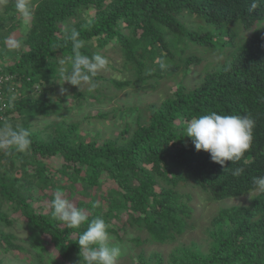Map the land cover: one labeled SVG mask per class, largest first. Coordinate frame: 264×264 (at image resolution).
<instances>
[{"label": "trees", "instance_id": "16d2710c", "mask_svg": "<svg viewBox=\"0 0 264 264\" xmlns=\"http://www.w3.org/2000/svg\"><path fill=\"white\" fill-rule=\"evenodd\" d=\"M256 2L250 11L253 0H29L32 15L23 17L15 0H0V124H21L32 139L26 152L0 153V253L26 251L29 264H79L77 241L87 224L72 229L53 218L57 190L89 222L102 217L117 241L131 228L147 235L132 239L138 246L173 243L191 228L195 207L185 188L197 187L210 207L251 197L216 206L204 246L179 243L167 256L141 249L130 264H264V194L252 193L253 177L264 176V0ZM72 29L82 54L117 49L123 68L151 87L180 67L186 73L203 54L218 58L195 86L179 83L111 139L84 136L78 122H54L50 133L31 130L30 116L55 109L49 89L62 81L60 60L73 54L66 39ZM104 79L118 89L131 84ZM213 111L255 121L240 161L221 166L185 135L193 117ZM237 168L244 170L238 177Z\"/></svg>", "mask_w": 264, "mask_h": 264}, {"label": "rangeland", "instance_id": "374dc122", "mask_svg": "<svg viewBox=\"0 0 264 264\" xmlns=\"http://www.w3.org/2000/svg\"><path fill=\"white\" fill-rule=\"evenodd\" d=\"M25 22L28 24L29 21L25 19ZM98 52L109 60L107 70L99 73L103 78L98 82V89L89 92L87 85L79 90L78 87L67 82L63 83V80L56 83L49 89L55 109L47 116H30L28 124H30L31 130L50 133L54 122H78L80 132L84 136L89 138L96 134L100 141L111 139L123 127L130 126L132 128L139 112L141 115L146 116L151 104L160 103L172 90H175L179 83L187 87L195 86L204 75V68L206 65L208 66V62L218 58L215 55L203 54L205 59L199 63H194L186 73L180 67L181 69L178 68L175 74L157 78V85L151 87L148 82L141 84L132 74V71L123 68V58L117 49L99 50ZM110 77L120 81L131 80V84L118 89L104 79ZM62 88L64 91H61ZM75 92L84 93L86 96L74 97L73 94ZM131 108L137 109L132 110ZM21 122L23 121L19 123ZM185 189L191 190L193 195L192 203L195 207L193 220L190 221L191 228H187L180 238L173 243L142 241L139 246L132 239L137 235H140L141 239H146L147 235L144 231L140 232L130 228L123 241H117L114 236L109 235V244L119 246L122 250V255L118 258L117 264H130L141 249H144L146 253L153 250L160 251L167 256L172 248L179 243L189 245L192 241H195L198 245L204 246L207 241L205 229L210 224V219L217 210L216 206L246 204L251 197L248 194L239 198H230L223 200L221 203L214 202L210 207L204 203L203 193L200 188L188 187ZM252 193L255 194V191H252ZM13 214L11 213V215ZM16 233L20 238H27V234L22 229H18ZM22 244L25 245L24 243ZM28 256L29 253L26 251L17 252L11 250L6 254L0 253V261L2 264H29L26 258Z\"/></svg>", "mask_w": 264, "mask_h": 264}, {"label": "clouds", "instance_id": "9594fccd", "mask_svg": "<svg viewBox=\"0 0 264 264\" xmlns=\"http://www.w3.org/2000/svg\"><path fill=\"white\" fill-rule=\"evenodd\" d=\"M258 7L253 0L250 11ZM15 8L23 17H30L32 11L29 0H15ZM66 39L72 43V55L60 60V76L63 83L67 82L79 88L87 85L89 92L99 85L94 78L109 66L107 57L99 53L91 57L81 53L83 47L79 32L75 29L66 31ZM12 48L20 45L10 42ZM167 64L160 61V68L166 69ZM61 91H64L62 88ZM14 99V98H13ZM255 121L248 115H221L213 111L209 114L193 117L186 126V136L190 137L197 151L204 150L210 154L213 162L224 166L227 161H240L250 149ZM32 145L30 131L21 124L13 125L8 121L0 124V153H23ZM242 168L233 171L234 176L243 173ZM253 191L264 194V176L253 177ZM52 216L63 222L68 228L79 229L87 224L77 241L80 247L79 264H117L122 255L119 246L109 244L108 224L102 217H96L89 222L88 214L78 208L72 201L65 198L62 191L57 190L51 201Z\"/></svg>", "mask_w": 264, "mask_h": 264}, {"label": "built area", "instance_id": "2783aa9c", "mask_svg": "<svg viewBox=\"0 0 264 264\" xmlns=\"http://www.w3.org/2000/svg\"><path fill=\"white\" fill-rule=\"evenodd\" d=\"M5 78H7V77H5ZM3 79V77L2 76H0V81ZM0 100H1V98H0ZM4 105V103L2 104V106Z\"/></svg>", "mask_w": 264, "mask_h": 264}]
</instances>
